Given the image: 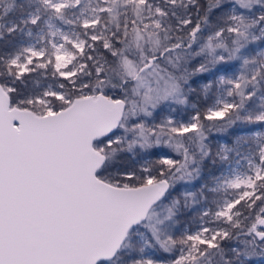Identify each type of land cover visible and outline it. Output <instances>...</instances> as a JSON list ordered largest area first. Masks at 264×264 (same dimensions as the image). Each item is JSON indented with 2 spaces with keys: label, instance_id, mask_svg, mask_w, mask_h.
I'll list each match as a JSON object with an SVG mask.
<instances>
[{
  "label": "snow or ice",
  "instance_id": "snow-or-ice-1",
  "mask_svg": "<svg viewBox=\"0 0 264 264\" xmlns=\"http://www.w3.org/2000/svg\"><path fill=\"white\" fill-rule=\"evenodd\" d=\"M257 128L264 0H0V264H264Z\"/></svg>",
  "mask_w": 264,
  "mask_h": 264
},
{
  "label": "rangeland",
  "instance_id": "rangeland-1",
  "mask_svg": "<svg viewBox=\"0 0 264 264\" xmlns=\"http://www.w3.org/2000/svg\"><path fill=\"white\" fill-rule=\"evenodd\" d=\"M255 130L256 131H261L263 129L257 128ZM251 133H252V135L254 134V132H250L248 134L251 135ZM211 139L213 140V147L214 148H215V145H216L217 142L227 141L229 144H231V133H229V134L213 133L212 136H211ZM191 223L189 225H187V227H190ZM195 227H196V225L192 229H195Z\"/></svg>",
  "mask_w": 264,
  "mask_h": 264
},
{
  "label": "bare ground",
  "instance_id": "bare-ground-1",
  "mask_svg": "<svg viewBox=\"0 0 264 264\" xmlns=\"http://www.w3.org/2000/svg\"><path fill=\"white\" fill-rule=\"evenodd\" d=\"M261 131H264V129L263 130H261ZM251 135H252V133H251ZM254 135V134H253ZM196 225V223L193 221L192 223H191V228H193L194 226Z\"/></svg>",
  "mask_w": 264,
  "mask_h": 264
}]
</instances>
